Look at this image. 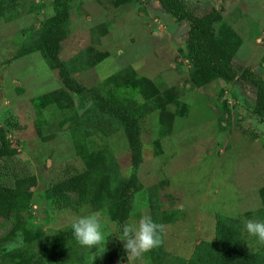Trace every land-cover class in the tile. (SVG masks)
Segmentation results:
<instances>
[{"label":"rangeland","instance_id":"obj_1","mask_svg":"<svg viewBox=\"0 0 264 264\" xmlns=\"http://www.w3.org/2000/svg\"><path fill=\"white\" fill-rule=\"evenodd\" d=\"M196 14L221 10L214 46L237 73L264 77V0H185ZM58 56L86 87L64 86L43 39L60 0H0V125L7 153L0 183L22 222L0 218V264H220L218 251L242 240L254 264L264 243L248 219L264 220V121L254 89L213 77L189 59L188 22L157 0H67ZM96 94L138 119L141 162L124 219L115 210L132 172L129 134ZM88 177L83 202L59 207L45 188L74 172ZM100 212L106 251L81 246L71 224ZM150 215L165 225L159 247L127 261L124 223ZM9 246H14L9 251Z\"/></svg>","mask_w":264,"mask_h":264},{"label":"trees","instance_id":"obj_2","mask_svg":"<svg viewBox=\"0 0 264 264\" xmlns=\"http://www.w3.org/2000/svg\"><path fill=\"white\" fill-rule=\"evenodd\" d=\"M161 7L176 18L186 20L188 29L186 35V46L189 59L194 67L210 73L213 77H223L226 79L236 78L239 82L249 85L255 92L256 109L264 121V77L258 76L249 67L237 73L233 66L231 55L222 49L214 46L213 22L220 16L219 8H212L203 13L196 14L189 8L185 0H157ZM69 16L67 0H60V10L49 22L46 34L43 39V48L50 60L57 65L59 76L66 88L81 94L86 91V87L75 77L71 76L62 65L58 56L59 39L57 29L67 20ZM100 109L111 113L124 126L129 134L132 172L125 183V194L118 203L115 210V218L121 222L124 219L127 204L131 197V191L135 179V169L141 162L142 142L140 139V125L137 118L131 116L128 110L120 108L110 102L107 98L96 94ZM0 140H4V130L0 125ZM7 153V146L0 145V158ZM88 187V177L83 172L73 174L59 179L49 184L45 190V197L55 202L59 207H77L83 202L84 192ZM23 190L18 186L0 183V218L14 221L13 231L20 226L22 218L13 208L10 199L19 197ZM220 264H254V257L245 251L242 240H234L225 248L218 251ZM110 253L99 264H108L112 260Z\"/></svg>","mask_w":264,"mask_h":264},{"label":"clouds","instance_id":"obj_3","mask_svg":"<svg viewBox=\"0 0 264 264\" xmlns=\"http://www.w3.org/2000/svg\"><path fill=\"white\" fill-rule=\"evenodd\" d=\"M106 220L100 212L81 215L72 224L76 241L83 247L92 249L97 247V252L106 251V242L109 235L105 232ZM246 232L264 243V220L248 219L244 223ZM165 225L155 222L150 215H143L137 223H124L117 234L124 242L123 247L127 253V261L140 258L144 253L159 247L162 243V234ZM14 246H9V251Z\"/></svg>","mask_w":264,"mask_h":264}]
</instances>
